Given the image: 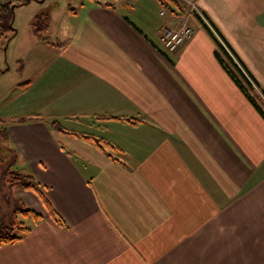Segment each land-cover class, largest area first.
<instances>
[{"label": "crops", "instance_id": "0c3cea01", "mask_svg": "<svg viewBox=\"0 0 264 264\" xmlns=\"http://www.w3.org/2000/svg\"><path fill=\"white\" fill-rule=\"evenodd\" d=\"M139 1L83 3L34 71L23 62L7 144L64 225L14 188L42 219L0 264H264V120L196 19L264 96V0H169L157 25L168 5ZM182 25L192 36L167 52L160 36Z\"/></svg>", "mask_w": 264, "mask_h": 264}, {"label": "rangeland", "instance_id": "374dc122", "mask_svg": "<svg viewBox=\"0 0 264 264\" xmlns=\"http://www.w3.org/2000/svg\"><path fill=\"white\" fill-rule=\"evenodd\" d=\"M12 1V0H11ZM15 0V7L3 12V26L11 25L14 33L0 29V119L9 121L10 115L19 113V101L17 87L24 79V65L27 61V72L34 71L30 63L33 61L34 50L40 48L49 49L58 41H64L67 32L66 20L71 11H77L83 3L89 4V0ZM97 2H108L118 4L128 3L132 5L136 0H94ZM120 1V3L118 2ZM168 7L159 8L156 13H151L152 23H160L163 20L158 13H170V9L176 10L174 5L167 0ZM22 4V5H19ZM144 1L138 3L136 13H140V8ZM129 13L126 9H122ZM48 20L44 25L38 26V31L32 26L40 17ZM157 25V24H156ZM14 87V88H13ZM5 122V123H6ZM9 191H8V190ZM14 188L4 186L0 191V206L2 212H7L14 208V200L8 196ZM2 201V202H1ZM4 202H7L4 203ZM20 221L30 228L34 223L32 219L20 217Z\"/></svg>", "mask_w": 264, "mask_h": 264}, {"label": "trees", "instance_id": "16d2710c", "mask_svg": "<svg viewBox=\"0 0 264 264\" xmlns=\"http://www.w3.org/2000/svg\"><path fill=\"white\" fill-rule=\"evenodd\" d=\"M13 1L15 0H8L0 4V29L14 33L11 25H5L4 27L2 24V21H4L3 12L8 11V8L10 10L11 7H15L12 5ZM159 1L161 4L167 5V0ZM28 2L29 0H27L25 3ZM196 19L201 23L203 29L211 38L214 44V55L219 65L222 67L228 77L234 82L247 101L257 111L260 117L264 120V96L257 94L255 91L256 84L253 81H250L249 78L244 74L242 68L234 60L228 47L215 37L212 30L205 23H203L199 16H196ZM47 20L48 18L46 16L43 19L40 17V19H38L32 26L38 31V26H43L44 22ZM50 125L59 129V126L56 122H51ZM83 139L92 143L101 150L107 149L108 156H111L112 153H120L118 150H116L117 148L111 146L103 140L95 139L91 136H83ZM7 143V124L3 120H0V191L4 188V186H8L10 188H18L34 192L43 201L50 217L55 222L64 225L63 220L43 197L42 187L39 185V183H37L31 174L22 173L18 169L16 166L18 153ZM4 203L7 204V202ZM14 204L15 205L12 210H8L4 213L2 212L0 206V246L17 243L30 232V228L26 227L24 222L20 221V217L25 219L30 218L34 224L39 223L42 219L38 213L25 206L20 200L15 201Z\"/></svg>", "mask_w": 264, "mask_h": 264}, {"label": "built area", "instance_id": "2783aa9c", "mask_svg": "<svg viewBox=\"0 0 264 264\" xmlns=\"http://www.w3.org/2000/svg\"><path fill=\"white\" fill-rule=\"evenodd\" d=\"M8 0H0V4ZM192 35V29L182 25L174 31L165 30L160 37L163 48L170 53L176 52Z\"/></svg>", "mask_w": 264, "mask_h": 264}, {"label": "bare ground", "instance_id": "6f19581e", "mask_svg": "<svg viewBox=\"0 0 264 264\" xmlns=\"http://www.w3.org/2000/svg\"><path fill=\"white\" fill-rule=\"evenodd\" d=\"M167 30V29H166ZM177 30V29H176ZM169 31H174V30H169Z\"/></svg>", "mask_w": 264, "mask_h": 264}]
</instances>
